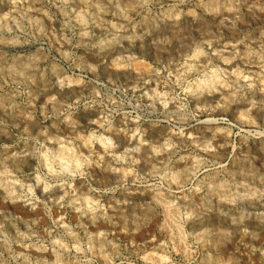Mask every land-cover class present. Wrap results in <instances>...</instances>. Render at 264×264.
Masks as SVG:
<instances>
[{"label":"rangeland","instance_id":"1","mask_svg":"<svg viewBox=\"0 0 264 264\" xmlns=\"http://www.w3.org/2000/svg\"><path fill=\"white\" fill-rule=\"evenodd\" d=\"M0 264H264V0H0Z\"/></svg>","mask_w":264,"mask_h":264},{"label":"bare ground","instance_id":"2","mask_svg":"<svg viewBox=\"0 0 264 264\" xmlns=\"http://www.w3.org/2000/svg\"><path fill=\"white\" fill-rule=\"evenodd\" d=\"M162 201V200H161ZM166 207V206H165ZM170 207V206H169ZM165 209H167V208H165ZM168 210V209H167ZM173 212V211H172Z\"/></svg>","mask_w":264,"mask_h":264}]
</instances>
